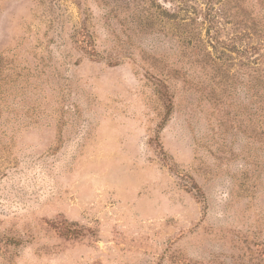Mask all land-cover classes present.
<instances>
[{"label": "rangeland", "instance_id": "obj_1", "mask_svg": "<svg viewBox=\"0 0 264 264\" xmlns=\"http://www.w3.org/2000/svg\"><path fill=\"white\" fill-rule=\"evenodd\" d=\"M0 264H264V0H0Z\"/></svg>", "mask_w": 264, "mask_h": 264}]
</instances>
